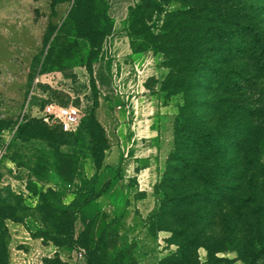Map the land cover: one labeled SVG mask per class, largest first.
Returning <instances> with one entry per match:
<instances>
[{
    "label": "rangeland",
    "instance_id": "rangeland-1",
    "mask_svg": "<svg viewBox=\"0 0 264 264\" xmlns=\"http://www.w3.org/2000/svg\"><path fill=\"white\" fill-rule=\"evenodd\" d=\"M133 1L107 0V14L121 32L124 31L121 21L126 7ZM230 1L238 17L257 25L264 33V0ZM71 6L72 0H0V146L5 147L0 156V189L8 186L6 181L10 177L22 175L24 183L27 182L31 188L30 191L25 189L27 193L23 196L28 206L36 203L40 189L50 187L61 194L62 189L67 187L62 178L66 180L71 175L72 159L83 148L84 153H92L98 162L93 189L108 181L106 190L81 209L89 226L88 247L97 252L93 264H158L162 257L175 250L174 242L178 239L172 230L187 226L202 229L200 240L208 244L216 243L222 229L232 225L228 209H203L199 202L185 204L174 211L168 205L159 207L163 192L170 193L173 185H178L175 186L178 191H189L190 188L183 189L187 185L185 178L168 182L171 186L163 190L157 186L172 148V117L181 104L180 93L168 97L159 89L166 72L159 65L160 54L154 56L157 78H147L142 82L146 90L143 91L140 85L135 92V96L141 91L146 93L148 108L153 109L154 106V113L160 112L152 123L156 129L155 137L148 141L152 149L146 160L150 169L149 179L139 175L118 180L115 172L121 152L115 147L117 139L105 137L103 129L95 123L87 125L89 132L84 138L88 143L70 145L58 142L54 129L49 131L57 125H48L40 120L39 109L47 102L59 105L71 103L78 108L81 117L90 111L95 113L96 109L105 110L114 117L120 110L119 106L126 103L111 82L110 60L96 54L98 36L90 41L85 36V27L100 26V18L88 7L81 6L69 12ZM176 8H181L179 3H168V9ZM203 15L214 17L211 13L203 12ZM245 68L242 71L237 68L243 77L239 80L242 91L232 96L225 106L234 107L232 123L237 121L240 130L237 143H243L244 148L247 144L257 143V150H251V153L263 166L264 115H259V109L264 96L259 94L258 89L264 87V71H258V67L250 62ZM36 75H40L41 82L35 84L28 98ZM246 81L249 83L247 86ZM229 123L226 120L225 126L229 127ZM58 159H62L60 165L57 164ZM80 160L83 159L78 158L77 164ZM109 160L112 162L109 163ZM142 163L140 161L137 167ZM5 195V191L0 193L1 197ZM244 207L249 213L256 208L253 204ZM25 222L39 226L29 217L25 218ZM233 236V232L229 233L226 240L232 241ZM19 246L22 245L16 244V239L10 235L9 264H25L21 251H17L22 248ZM63 247L59 254L55 253L54 257L44 259L42 263L86 264V250L81 246ZM220 248L222 251L214 254L220 262L215 264H243L232 244L224 241ZM196 256L200 262L208 259L205 248L201 246L196 248ZM257 264H264L263 258Z\"/></svg>",
    "mask_w": 264,
    "mask_h": 264
},
{
    "label": "trees",
    "instance_id": "trees-1",
    "mask_svg": "<svg viewBox=\"0 0 264 264\" xmlns=\"http://www.w3.org/2000/svg\"><path fill=\"white\" fill-rule=\"evenodd\" d=\"M170 1L179 3L181 8L168 9ZM230 2L134 0L126 7L121 21L132 52L149 50L154 56L160 54L159 65L166 69L160 91L168 97L181 94V104L172 117V148L157 186L163 190L171 186L168 182L185 178L187 185L183 189L190 188L189 191H178L175 188L178 185H173L170 193L163 192L159 207L168 205L174 211L185 204L199 202L203 209H228L229 221L232 220L231 227L222 229L216 243L200 240L202 229L187 226L172 230L178 239L174 242L175 250L162 257L158 264H215L220 259L214 254L222 251L220 246L224 241L232 244L243 264H257L260 258L264 261V165L258 164L251 153V150H257V143L247 144L245 148L243 143H237L240 130L237 121L232 123L234 107L225 106L243 88L239 81L243 77L237 68L242 71L250 62L258 67V71H264V33L257 25L238 17ZM81 6L88 7L102 22L100 26L95 24L83 28L88 41L98 36L95 45L98 55L102 40L111 32L113 25L107 14L108 2L72 0L69 12ZM203 12L214 17H206ZM247 82L245 86L249 85ZM263 88L258 89L261 96H264ZM231 102L235 101L231 99ZM260 108L259 115H264V97ZM226 120L230 122L229 127L225 126ZM89 123H95L102 129L94 112L90 111L80 118L73 132L62 131L58 126H52L49 131L54 129L58 142L63 144L88 143L84 135L89 132ZM235 154L239 155L233 156ZM86 157L93 159L95 172L72 191L73 197L68 203H63L60 192L50 187L38 191L33 206H28L23 195L13 193L9 186L0 189V193L6 192L4 197L0 196V264H9L10 234L5 220L21 223L31 238L51 241L57 247L81 246L86 250L85 263H94L97 252L88 247L89 226L81 209L106 190L108 181L93 189L98 162L92 153H84L83 148L72 159L71 175L62 181L69 185L78 158ZM61 161L58 159L57 164L60 165ZM54 167L59 168L55 164ZM118 172L119 162L115 176ZM25 189L31 190L27 182ZM247 204L256 208L249 213L244 210ZM77 214L83 227L74 236L73 223ZM26 217L37 221L39 226L26 223ZM231 232L235 236L228 242L226 236ZM199 246L207 252L208 259L204 262L198 261L196 256Z\"/></svg>",
    "mask_w": 264,
    "mask_h": 264
},
{
    "label": "crops",
    "instance_id": "crops-1",
    "mask_svg": "<svg viewBox=\"0 0 264 264\" xmlns=\"http://www.w3.org/2000/svg\"><path fill=\"white\" fill-rule=\"evenodd\" d=\"M99 54L100 58L110 60L111 82L120 98L126 102L125 106H119L120 110L115 113L114 117L102 109H96L94 113L105 137L112 136L117 139L118 143L115 147L119 150L118 152H121L117 159L119 162L118 180L139 175L147 176L149 179L150 169L146 160L150 157L152 149L148 141L155 137L156 129L152 127V123L160 112L154 113V106L153 109L148 108L147 94L142 93L146 90L142 82L152 76L157 78L158 68L154 55L149 50L132 52L125 32L116 29L114 24L111 32L104 36ZM140 85L143 91L135 96ZM140 161L143 163L137 167ZM94 172L95 166L90 158L80 160L71 183L62 189L63 203H68L73 197L72 191L81 186L84 179ZM6 184L15 193L23 196L27 193L22 175L10 177ZM5 224L9 234L16 239V244L22 245L19 246L22 248H18L17 251H21L25 264H43L44 259L52 258L55 253L59 254L64 249V247L55 246L50 241L31 238L21 223L5 220ZM82 227L80 215L77 214L73 223L74 236Z\"/></svg>",
    "mask_w": 264,
    "mask_h": 264
},
{
    "label": "built area",
    "instance_id": "built-area-1",
    "mask_svg": "<svg viewBox=\"0 0 264 264\" xmlns=\"http://www.w3.org/2000/svg\"><path fill=\"white\" fill-rule=\"evenodd\" d=\"M38 82H41L40 75H36L33 78L29 88L28 98L32 94L33 87ZM39 118L48 125H57L62 131L73 132L78 126L81 114L78 108L71 103L59 105L57 103L47 102L39 109ZM4 151L5 147L0 146V156H2Z\"/></svg>",
    "mask_w": 264,
    "mask_h": 264
}]
</instances>
